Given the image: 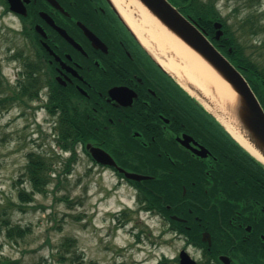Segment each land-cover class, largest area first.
<instances>
[{
  "label": "flooded vegetation",
  "instance_id": "1",
  "mask_svg": "<svg viewBox=\"0 0 264 264\" xmlns=\"http://www.w3.org/2000/svg\"><path fill=\"white\" fill-rule=\"evenodd\" d=\"M0 36L13 71L5 78L0 68V115L9 136L22 132L33 146L26 164L42 155L41 140L67 143L89 172L131 187L154 235L168 240L157 264H264V164L113 0H0ZM93 148L114 165L97 162Z\"/></svg>",
  "mask_w": 264,
  "mask_h": 264
},
{
  "label": "rangeland",
  "instance_id": "2",
  "mask_svg": "<svg viewBox=\"0 0 264 264\" xmlns=\"http://www.w3.org/2000/svg\"><path fill=\"white\" fill-rule=\"evenodd\" d=\"M214 5L230 24L233 13V31L242 41L258 44L264 40V31L251 35L236 28L252 12L264 22V0H214ZM4 44L0 36V68L7 78L13 71L1 50ZM253 57L264 63V48L253 51ZM7 120L3 112L0 115V264H157L162 252H170L167 238L154 235L156 221L139 210L131 187L116 186V178L109 171L89 172L83 155L73 163L70 173L61 172L68 153L61 152L49 140H41L36 150L52 159L56 175L51 177L46 193H34L32 201H22L20 189L27 192L31 189L25 167L26 154L33 146L26 143L22 132L23 139L9 136ZM22 124L23 120H17L13 132L21 130ZM58 172H61L60 182L55 184ZM119 217H124L123 224L116 226ZM6 220L28 231L23 237L9 239L3 226ZM67 238L75 241L68 243ZM151 240L155 241L153 247Z\"/></svg>",
  "mask_w": 264,
  "mask_h": 264
},
{
  "label": "bare ground",
  "instance_id": "3",
  "mask_svg": "<svg viewBox=\"0 0 264 264\" xmlns=\"http://www.w3.org/2000/svg\"><path fill=\"white\" fill-rule=\"evenodd\" d=\"M137 35L146 45H154L161 62L179 78L197 86L206 101L205 106L230 133L253 155L262 157L243 136L235 114L240 108L239 97L232 85L223 78L198 52L186 44L153 16L139 0H113Z\"/></svg>",
  "mask_w": 264,
  "mask_h": 264
},
{
  "label": "trees",
  "instance_id": "4",
  "mask_svg": "<svg viewBox=\"0 0 264 264\" xmlns=\"http://www.w3.org/2000/svg\"><path fill=\"white\" fill-rule=\"evenodd\" d=\"M173 1L179 5L182 12L190 15L197 21L198 25L203 28L208 35H210L212 42L217 46V48L222 51L233 63V65H235L240 70L257 95L264 109V63L259 62L253 57V51L258 48L263 50L264 40L260 41L259 44H253L252 42L245 43L242 42L234 32L232 38L230 30L227 27H224L226 30V36H228V38H224L221 40L222 43H218V41L211 37L213 28L211 27V21L209 18L212 16H217L211 2L210 5L203 3L201 0H191L190 4H188L189 0ZM211 14L212 16H210ZM237 29L243 33L256 35L259 32L264 31V22H261L257 14L252 12L241 19ZM229 48L231 50H229ZM67 145L68 144L64 143V145L62 144V147L69 148ZM73 161L74 154L64 160L63 169L61 172L68 173L71 169ZM51 170V160L49 158L43 159L40 157H31L28 162L27 172L31 183V189L27 192V190L21 188L19 191L20 199L28 203L32 201L34 193H46L48 191L49 183L51 182ZM61 172L57 173V182H55V184L60 182ZM3 226L6 228L5 235L9 239L23 237L25 232L28 231L27 228H22L19 225H10L8 220L5 221ZM73 241H75V239H66V242L68 243H72ZM62 257L63 256H61V258Z\"/></svg>",
  "mask_w": 264,
  "mask_h": 264
},
{
  "label": "water",
  "instance_id": "5",
  "mask_svg": "<svg viewBox=\"0 0 264 264\" xmlns=\"http://www.w3.org/2000/svg\"><path fill=\"white\" fill-rule=\"evenodd\" d=\"M161 24L179 36L186 44L198 52L234 88L239 97L240 108L236 118L243 130V136L252 147L264 157V110L244 76L237 68L207 39L198 26L185 17L168 0H139ZM215 37L222 34L221 23L215 22ZM191 83V82H190ZM199 95L205 99L201 90L191 83ZM207 99V98H206ZM206 99L204 101H206ZM208 100V99H207ZM209 101V100H208ZM207 102V101H206ZM94 157L103 163L108 162L102 153ZM257 157V156H256ZM112 163V160L110 161ZM128 178L141 180L147 176L125 172ZM182 264H193L187 259Z\"/></svg>",
  "mask_w": 264,
  "mask_h": 264
}]
</instances>
